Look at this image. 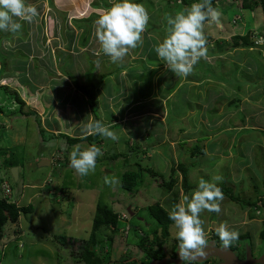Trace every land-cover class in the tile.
<instances>
[{"label":"rangeland","instance_id":"rangeland-1","mask_svg":"<svg viewBox=\"0 0 264 264\" xmlns=\"http://www.w3.org/2000/svg\"><path fill=\"white\" fill-rule=\"evenodd\" d=\"M215 1L221 16L219 22L205 23L206 58H202L186 78L166 71L153 50L166 34V17L186 8L177 7L180 3L176 0H136L148 11L150 20L142 34L141 45L130 49L116 63L101 51L94 25L112 0H27L39 13L33 22L20 21L22 29L16 34L0 31V108L4 109L0 114L4 130L0 131V149H16L19 180L15 181L11 169L3 168L2 160L0 178L11 187V200L35 208L32 214L20 218L21 235L16 234V225H7L9 236L0 243V264H39L40 259L49 260L46 256L52 254L48 251L50 247L69 246L70 254L60 257V263L84 264L80 258L91 235L96 207L101 202L127 215L121 227L129 224L131 236L137 233L140 239L149 234L147 237L152 239V231L160 224L147 209L168 192L164 187L158 189L157 180L143 172L138 180V184H143L131 195L122 189L120 181L124 173L138 168L125 164L123 156L104 159L117 153L136 154L132 149L139 144L143 150L150 144L158 147L155 151L149 148L148 156L140 154L134 162L142 159V166L157 171L166 181L170 180L174 165H187L192 187L188 194L200 179L210 181L220 175L222 181L218 185L224 183L232 187L235 195L244 201L254 202L259 196L264 197V12L259 6L253 11L244 10L242 0ZM249 31L254 32L255 37L252 35L250 39L258 46L232 48L233 37L246 36ZM90 59L96 64L89 65ZM122 66L125 68L118 70ZM102 74L108 77L102 79ZM4 85L20 94L26 103L25 111L38 113L43 129L73 137L91 135L84 129L94 121V113L78 85L94 86L92 92L97 94L99 119L118 139L99 137L94 144L101 148L103 161H96L94 173L81 177L74 169V173L69 170L66 140L51 138L47 132L41 134L35 116L21 117L19 105L2 90ZM122 112L124 116L120 115ZM116 116L123 120L112 128L110 125L117 122L112 120L117 119ZM136 127L139 134H133ZM123 139L128 141L126 147ZM59 143L62 147L55 155L59 164L39 167V158L47 159L42 148L55 151ZM80 145L83 150L91 143L84 141ZM194 146L203 147L205 155L193 158L190 151ZM105 176L114 183L106 185ZM62 183L71 189V194H63V200L56 189V184L57 188H64ZM2 187L0 182V198H5ZM184 195L182 175L178 171L168 203H164L165 210H171ZM120 200L123 202L118 204ZM118 205L120 208L116 207ZM219 205L220 212L215 216L212 212L201 213L207 243L219 238L216 228L225 223L229 230L239 234L232 242L233 247L245 253V235L249 234L254 245L252 249L248 246L250 252L254 249L255 255L262 257L264 219L259 210L227 198ZM130 208L136 216H131ZM142 217L146 222H139ZM146 223L150 227H146ZM139 229L143 233H139ZM175 231L171 226L167 241L169 254L176 244ZM54 233L73 237L77 242L70 244L67 240L65 245H55ZM109 234L100 232L97 238L96 251L103 257L104 264L151 263L142 249L129 250L125 242L118 243L125 248L123 253L114 254L110 261L114 252L105 238ZM50 260L46 264H55L56 261ZM224 261L214 257L211 264ZM174 263L181 264L179 257Z\"/></svg>","mask_w":264,"mask_h":264},{"label":"clouds","instance_id":"clouds-1","mask_svg":"<svg viewBox=\"0 0 264 264\" xmlns=\"http://www.w3.org/2000/svg\"><path fill=\"white\" fill-rule=\"evenodd\" d=\"M38 15L37 8L28 4L27 0H0V31L19 33L22 29L20 21L32 23ZM220 16L221 12L212 6L211 0H194L190 6L166 17V34L153 48L166 71L185 78L192 73L194 66L207 55L203 30L205 23H215ZM149 20V13L142 3L136 0H112L111 6L94 21L96 40L103 54L113 63L122 60L130 49L141 45L142 34ZM84 131L112 141L118 139L116 133L101 121L87 124ZM102 155L101 148L96 144L88 145L83 150L80 144H76L68 156L69 167L81 177L88 176L95 172L97 158ZM221 181L220 175L213 176L210 181L200 179L196 188L168 211V219L176 229V251L181 264H199L206 255L204 249L207 241L201 213L220 212L219 201L223 199V193L218 182ZM104 183L110 185L114 181L105 176ZM120 219L125 223L127 215L122 214ZM122 229L127 237L131 231L130 225ZM216 234L225 249L239 235L229 230L225 223L216 228Z\"/></svg>","mask_w":264,"mask_h":264},{"label":"trees","instance_id":"trees-1","mask_svg":"<svg viewBox=\"0 0 264 264\" xmlns=\"http://www.w3.org/2000/svg\"><path fill=\"white\" fill-rule=\"evenodd\" d=\"M242 7L244 10H255L258 6L262 7L263 12H264V0H242ZM176 2H180V4L176 5L177 7H188L190 6L194 0H176ZM211 4L214 8L217 9L218 5L215 0H211ZM252 35L255 37V34L253 31H249V33L246 36L242 35H236L233 38L234 41V47L235 49L239 48H254L255 45L258 46L257 42L251 41ZM258 39V37H256ZM262 39L264 41V31L262 33ZM87 44V42H86ZM264 46V43L263 45ZM106 59V57H105ZM90 59L89 65L96 64L92 63ZM96 66V65H95ZM125 66L118 67V70L124 69ZM94 72V71H93ZM70 77V76H69ZM102 79H105L108 77V74H102L100 76ZM73 79L76 81L78 84V80H76L74 77ZM91 81V80H89ZM78 89L80 92H82L86 98L88 99V104L91 107L92 112L94 113V123L95 121H100L99 115L96 112V106L98 105L97 103V94L92 92L94 90V86L91 87H85L78 85ZM2 90H4L6 93L9 94V96L16 102V104L19 105V111L18 113L21 115V117L25 118H31V116H35L39 123V130L41 134H44L45 132L50 134L51 138H57L54 133L48 132L45 129L42 128L41 126V120L39 118V115L37 112L33 110L25 111L24 109L26 108V103L25 101L21 98L20 94L12 90L9 86L4 85ZM83 95V96H84ZM4 110L0 108V114H3ZM244 123V122H243ZM116 127V126H113ZM2 130L1 127V119H0V131ZM4 131V130H2ZM264 135V131L262 132ZM99 135H89L87 137H82V138H77V137H70V136H62L63 139L67 140L68 147L73 148L74 145L76 144H81L84 141H87L89 143H98L99 141ZM139 147H137V150ZM3 151H0V160L3 163V168L6 169H11L13 167L18 166V161L15 158V150L16 149H0ZM136 150V149H133ZM191 156L193 158H197L200 156L205 155L204 148L201 146H194L192 148ZM65 153V152H64ZM47 156L51 155V152H46L45 153ZM52 156V155H51ZM123 156V155H121ZM9 157V158H8ZM117 157L116 154L110 155V157H104V159H109V160H114ZM126 158V163L127 165H133L135 168H138L136 171H127L126 173L123 174L120 184L123 190L133 193L137 187L139 186L138 180L141 176V173L147 172L152 178L157 179V183L160 187H164L168 189L169 191L173 190L174 188V182H175V175L179 172H181L182 175V188L184 189L185 194H188L189 190L192 188L189 185V169L186 167L187 165L183 164H178L177 166L174 165L172 168V174L170 177L169 181H166L165 179L161 178L160 175L154 171L153 169L149 167H142L141 163L139 160L135 162H131L128 158V156H125ZM100 158V157H99ZM103 157L100 159L97 158V161L101 162ZM58 163V162H57ZM59 164V163H58ZM137 166V167H136ZM19 167V166H18ZM0 182H4V179L0 178ZM218 187H220L222 193H223V199L227 198L231 202L238 203L244 206H248L250 208H255L258 209L259 212L261 213V219H264V197L259 196L257 198V201L254 202H249V201H244L243 199L237 197L235 195V191L232 187H229L226 184H219ZM57 191L60 192L61 195V200H63V194H67L66 192L69 190L67 189H59L57 188ZM220 202V201H219ZM35 211V208L33 205H20L17 201L11 200L9 198H0V243L3 241L4 238H8V233L6 232V227L8 224H14L16 225L17 229L15 230L16 234L22 233V230L20 228V218L22 215H28L32 214ZM149 213L153 217L155 221H157L161 229L160 231H155L152 234V239H149L147 237L149 234H145L146 237L138 239L136 242V246L142 251L145 252L147 259L151 262L150 264H175L174 261L178 259V253L176 251L177 248V242L173 247V251L171 254L168 253L167 251V241L169 240L170 237V229L172 226V222L168 219V212L163 209L160 205H152L149 207ZM216 212H212V216H215ZM121 214H119L117 211H115L113 208L109 207L108 205L104 203H99L96 207V212L95 216L93 219V226H92V231L91 235L88 241V244H86V247L82 253V261L84 264H104V259L103 257H100L97 253V245H98V234L100 232H110L109 235H106V239L108 242H110L113 246L114 244V239H115V234L120 231L121 227V219H120ZM19 235V234H18ZM264 236V233L262 234ZM247 239L246 245H251V236L249 234L245 235ZM61 245H65V241L67 242L66 237H55ZM213 241H218V243H221L219 238H215ZM217 243V242H216ZM232 243L229 246L231 249ZM209 260V259H208ZM207 260V261H208ZM136 264V263H135ZM138 264V263H137ZM204 264V263H203Z\"/></svg>","mask_w":264,"mask_h":264},{"label":"crops","instance_id":"crops-1","mask_svg":"<svg viewBox=\"0 0 264 264\" xmlns=\"http://www.w3.org/2000/svg\"><path fill=\"white\" fill-rule=\"evenodd\" d=\"M64 76H67L66 74L64 75ZM67 77H69V76H67ZM69 78H71V77H69ZM76 78V77H75ZM90 83H91V81H89ZM73 104H74V107H76V109H77V106H76V104L74 103V102H72ZM120 115H122V116H124V112H122ZM117 117V116H116ZM147 117V116H146ZM118 119V120H117ZM117 119L115 118V117H113V119L112 120H114V121H117V122H113L110 126L112 127V128H115V127H113V126H116L117 124H119L120 122H122V118H121V120H120V118L119 117H117ZM151 122H152V120H150V124H151ZM139 127V126H138ZM138 127H136L135 128V130H134V132H133V134H139L140 133V130L138 129ZM49 132H51L50 130H48ZM51 133H54L53 131L51 132ZM55 135H56V137L57 138H62V135L61 134H59V135H57L56 133H54ZM143 135V134H142ZM145 136L147 135V133H145L144 134ZM63 136H70V135H65V134H63ZM129 136V135H128ZM144 136V137H145ZM70 137H73V136H70ZM77 137V136H76ZM141 137V135H138V138H140ZM77 138H82V137H77ZM125 139H128L127 137L125 138ZM125 139H123V143L125 144H123V146H127V140H125ZM66 140V139H65ZM66 142H67V140H66ZM83 143V142H82ZM150 143V142H149ZM92 144H94V143H92ZM97 144V143H96ZM141 146H142V144H139V145H136L135 147V149L136 150H133L134 152H136V154H132V152L130 151V154L129 153H124L123 154V158H126L125 156H128V158H129V160L131 159V158H133L134 157V159L131 161V162H134V160H135V157H137V159H138V156L141 154V155H143L144 157L145 156H148L147 154L149 153V152H147V150L149 149V148H152L154 151L157 149V145H151L150 144V146L148 147V148H146L145 150H143V149H141ZM60 147H62V145L59 143L58 144V150H55V151H51V155H46L45 153L46 152H50V151H48V150H46V149H44V148H42V151H43V153L42 154H44V157L45 158H47V159H50L49 161H51V165L54 163V162H57L56 161V156L55 155H57V154H59V148ZM137 147H139V149L137 150ZM132 148V147H131ZM69 152L67 153V156H69V153H70V151L72 150V148L70 147L69 149ZM60 152H63V151H60ZM64 153V152H63ZM157 154H159V151H157ZM113 155V154H112ZM117 155V157L115 158V159H117V158H119V157H121V155L122 154H116ZM40 160H43L44 158L41 156L40 158H39ZM39 159H37V160H35V161H38ZM47 159H45V160H47ZM114 159V160H115ZM144 160V159H143ZM143 161H142V159H140V163H142ZM50 165V166H51ZM155 165V164H154ZM133 166V165H132ZM132 166L131 165H129V167H131L132 168ZM141 166H142V164H141ZM142 167H145V166H142ZM42 168V167H41ZM67 169V168H66ZM69 170H71L73 173H74V170L72 169V168H70L69 167ZM155 171V170H154ZM157 172V171H156ZM171 173H172V171H171ZM178 174V173H177ZM177 174L175 175V177L177 176ZM53 177V176H52ZM188 178H189V175H188ZM157 180V179H156ZM155 180V181H156ZM146 182V181H145ZM157 182V181H156ZM143 183H141V184H139V186H141ZM57 185L58 184H56V187H57ZM62 185H63V187L64 188H59V189H66V191H67V189H69L68 190V193L69 194H71V189L69 188V186L68 185H66V183H62ZM156 185H157V188L159 189V188H161L159 185H158V183H156ZM137 187L138 189L140 188V187ZM66 187V188H65ZM166 189V188H165ZM70 191V192H69ZM166 191L168 192V194H167V196H166V194L165 195H163V196H160V197H158V201L157 202H155V204L154 205H160L163 209H166V206L164 205V203H168V202H166L167 201V198L169 197V192L171 193L173 190H171V191H169L168 189H166ZM127 192V191H126ZM67 193V192H66ZM128 193H130V192H128ZM133 193H135V192H133ZM72 194H73V190H72ZM131 195H132V193H131ZM133 196H135V195H133ZM129 198V197H128ZM126 201V200H125ZM120 202H123L122 200H120L119 202H118V204L120 203ZM106 205H108V204H106ZM164 205V206H163ZM152 206V205H151ZM109 207H112V206H109ZM116 207H118V208H120V205H118V206H116ZM136 210L138 211L139 210V208L137 207L136 208ZM116 211V210H115ZM132 211V210H131ZM147 211H149V207H148V209H147ZM61 213L63 214V211H61ZM66 213H67V211H66ZM119 214H121L120 212H118ZM135 214H134V216L135 215H137L136 214V212H134ZM122 215V214H121ZM134 216H132V217H134ZM153 218V217H152ZM154 220V219H153ZM139 222H146L145 221V218L144 217H142L141 219H140V221ZM146 227H150V224H148V223H146ZM123 228V227H122ZM160 228H161V226L159 225V227H158V229H154L153 231H152V233L153 232H155V231H160ZM120 231H121V233L118 231L116 234H115V239H114V244H113V254H112V256H110V261H113V256H114V254H119V253H123V250H125V248L124 247H122L121 245H119L118 243H126L127 245H129L128 247H129V250L130 249H139L137 246H136V242L138 241V239H137V233H136V236H131L130 234V236L129 235H127V237H125L123 234L124 233H122L123 232V229H121L120 228ZM138 232H140V233H143V231L141 230V229H139L138 230ZM19 235H21L22 233H18ZM53 235V237L55 238V237H66V239L69 241L68 243H70V244H73V243H75V242H77L73 237H67V236H61V235H58V234H52ZM49 241V240H48ZM54 241L56 242L55 243V245H60V243H58V241L57 240H55L54 239ZM79 242V241H78ZM20 243V242H19ZM81 243H84V242H81ZM45 246V245H44ZM22 247L24 248V245L22 244ZM22 248V249H23ZM126 250H128V248H126ZM48 251H52V254L51 255H48V256H46L52 263H54L55 261V264H61L60 263V257H62V256H66V255H68V254H70V246H69V248H67V247H64V248H49L48 249ZM109 252V251H108ZM108 255H110V253H107ZM124 254H125V252H124ZM82 257V256H81ZM129 258L131 259V260H134V258L133 257H131V256H129ZM49 260H46L45 258L42 260V259H40L39 261V264H46L47 262H49ZM80 260L82 261V258H80ZM115 261V260H114Z\"/></svg>","mask_w":264,"mask_h":264},{"label":"water","instance_id":"water-1","mask_svg":"<svg viewBox=\"0 0 264 264\" xmlns=\"http://www.w3.org/2000/svg\"><path fill=\"white\" fill-rule=\"evenodd\" d=\"M219 22V21H218ZM51 161L49 160H41L39 163V167L50 166ZM11 173L15 181L19 180V169L17 167H13L11 169ZM131 213V216H134V213L131 211V208L128 210ZM206 255L201 262H204L211 257H219L222 260H225L223 264H264V251L263 255L259 260L254 261L251 257L250 248L247 249V259L244 262H240L237 255L231 250L229 247L227 249L222 247H218L215 241H210L207 243L204 249Z\"/></svg>","mask_w":264,"mask_h":264},{"label":"flooded vegetation","instance_id":"flooded-vegetation-1","mask_svg":"<svg viewBox=\"0 0 264 264\" xmlns=\"http://www.w3.org/2000/svg\"><path fill=\"white\" fill-rule=\"evenodd\" d=\"M264 237V236H263ZM262 239H264V238H262ZM217 243V245H222L221 243H218V241H216ZM264 245V244H263ZM263 245H262V249H263ZM248 246H250L251 247V249L254 247V245H247L246 247H244V251H245V253H243L242 252V250L240 249V248H238V247H231V249L234 251V252H236V254H237V256H238V259L240 260V262H244V261H246V259H247V257H245V254H246V249H247V247ZM261 251V250H260ZM256 253L254 252V249H253V251H251V256H253L252 257V259L254 260V261H256V260H259L260 258H261V255L259 254L258 256H256L255 255ZM246 256H247V254H246ZM213 258L214 257H212V258H210L208 261H206V262H204V264H211L212 262H213ZM215 264H222L221 262H217V263H215Z\"/></svg>","mask_w":264,"mask_h":264},{"label":"built area","instance_id":"built-area-1","mask_svg":"<svg viewBox=\"0 0 264 264\" xmlns=\"http://www.w3.org/2000/svg\"><path fill=\"white\" fill-rule=\"evenodd\" d=\"M3 191L5 193V197L10 199L12 195V189L9 187V185L4 184ZM122 218L126 219V216H123ZM128 231H129V227L126 228V233H128Z\"/></svg>","mask_w":264,"mask_h":264}]
</instances>
